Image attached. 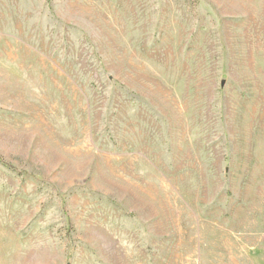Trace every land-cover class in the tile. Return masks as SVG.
Wrapping results in <instances>:
<instances>
[{
    "label": "rangeland",
    "instance_id": "obj_1",
    "mask_svg": "<svg viewBox=\"0 0 264 264\" xmlns=\"http://www.w3.org/2000/svg\"><path fill=\"white\" fill-rule=\"evenodd\" d=\"M0 264H264V0H0Z\"/></svg>",
    "mask_w": 264,
    "mask_h": 264
}]
</instances>
